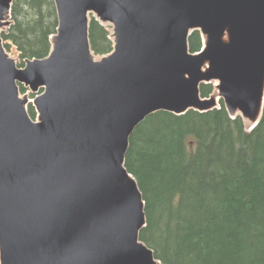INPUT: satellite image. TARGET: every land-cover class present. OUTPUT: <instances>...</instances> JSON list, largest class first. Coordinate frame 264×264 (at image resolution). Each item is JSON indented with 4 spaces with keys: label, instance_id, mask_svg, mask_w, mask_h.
I'll list each match as a JSON object with an SVG mask.
<instances>
[{
    "label": "water",
    "instance_id": "95a60500",
    "mask_svg": "<svg viewBox=\"0 0 264 264\" xmlns=\"http://www.w3.org/2000/svg\"><path fill=\"white\" fill-rule=\"evenodd\" d=\"M13 1L0 0V264H161L140 241L130 137L159 111L219 108L200 91L214 81L231 116L260 122L264 0H55L53 50L24 68L1 35ZM90 13L114 27V50L100 60ZM194 31L204 38L195 54ZM19 85L41 92L37 121Z\"/></svg>",
    "mask_w": 264,
    "mask_h": 264
},
{
    "label": "trees",
    "instance_id": "16d2710c",
    "mask_svg": "<svg viewBox=\"0 0 264 264\" xmlns=\"http://www.w3.org/2000/svg\"><path fill=\"white\" fill-rule=\"evenodd\" d=\"M12 25L2 33L8 52L44 59L58 16L54 0H15ZM89 39L96 56L113 51L110 31L94 17ZM203 47L200 31L191 53ZM23 91V88H22ZM210 97L214 84H202ZM29 114L36 112L30 107ZM125 167L145 203L140 241L162 264H264V109L252 130L231 117L224 101L208 112L159 111L130 137Z\"/></svg>",
    "mask_w": 264,
    "mask_h": 264
},
{
    "label": "rangeland",
    "instance_id": "374dc122",
    "mask_svg": "<svg viewBox=\"0 0 264 264\" xmlns=\"http://www.w3.org/2000/svg\"><path fill=\"white\" fill-rule=\"evenodd\" d=\"M105 25H106V26H110V27H111V32H113V26H112V25L107 24V23H106ZM7 27H8V26H6L4 29H7ZM10 56L15 60V62H16L17 64H20V63L22 62V60L20 59L19 54H18V52L16 51L15 48H12V49H11V51H10ZM96 59H99V57H97ZM214 84H215V86H217V85H216V82H214ZM23 89H24V90L22 91V93H25V94H21L20 96H21L22 98H24V96H27L28 99H29V101H32V100H33V96H34L35 94L32 95V92L30 91L29 88L23 87ZM212 96H213V97H216V98L219 97V93H218V89H217V87L215 88V91H214V93L212 94ZM218 103H219V101H218ZM30 104H31V102L27 105V107H29ZM28 109H30V107H29ZM189 111H190V110H189ZM186 113H187V112H186ZM249 129H251V128H249Z\"/></svg>",
    "mask_w": 264,
    "mask_h": 264
},
{
    "label": "bare ground",
    "instance_id": "6f19581e",
    "mask_svg": "<svg viewBox=\"0 0 264 264\" xmlns=\"http://www.w3.org/2000/svg\"><path fill=\"white\" fill-rule=\"evenodd\" d=\"M206 39V37H205ZM208 63L204 66V69H207ZM216 85L218 86V82L216 81ZM236 115H242L241 112H237ZM244 120L247 121V119L243 116Z\"/></svg>",
    "mask_w": 264,
    "mask_h": 264
}]
</instances>
